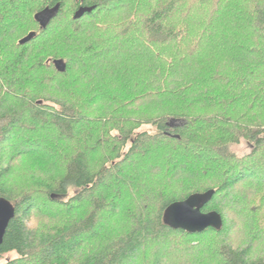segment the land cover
I'll list each match as a JSON object with an SVG mask.
<instances>
[{"label": "trees", "instance_id": "obj_1", "mask_svg": "<svg viewBox=\"0 0 264 264\" xmlns=\"http://www.w3.org/2000/svg\"><path fill=\"white\" fill-rule=\"evenodd\" d=\"M123 1L0 0L1 32L37 28L18 41L17 64H1L0 199L15 209L1 264H264V0H239L225 24L209 11L199 35L203 0ZM106 9H118L107 27ZM67 39L79 47L54 43ZM140 124L154 130L133 132ZM241 140L244 157L230 151ZM157 150L170 154L138 160ZM209 190L201 211L221 216L219 231L164 225L170 204ZM229 215L245 223L240 237L227 234Z\"/></svg>", "mask_w": 264, "mask_h": 264}, {"label": "rangeland", "instance_id": "obj_2", "mask_svg": "<svg viewBox=\"0 0 264 264\" xmlns=\"http://www.w3.org/2000/svg\"><path fill=\"white\" fill-rule=\"evenodd\" d=\"M130 0H124L123 2H124V5H126L128 2H129ZM191 4H192V0H188ZM241 3H243L242 1H240ZM203 3H206V9H201L200 8V10H199V13H197V12H193V14L194 15H196L195 17L196 18H198L197 20H199V22L198 21H196L195 23H192L191 25V27H192V30L195 32V34H198L199 33V31H201L202 29H204L203 30V33H204V31H206V28H204V27H202L203 26V24L205 23V20H207V18L209 17V15H210V12L212 13L213 12V10L214 11H220L219 12V14L218 15H216L215 17V20L216 21H219V19H224V21L223 22H221L222 24L224 23L225 24V22H227V21H233L232 20V18H230L229 16H232V15H234V12H239L240 11V8L238 9V8H235V6L236 7H238L239 5H240V3H239V0L237 1V3H235V0H203ZM186 5H185V7H187L188 6V4L187 3H185ZM239 4V5H238ZM36 5H34V7H35ZM219 6H221V7H219ZM208 8H211V9H208ZM185 9V8H184ZM198 9H199V7H198ZM185 11V10H184ZM204 11V12H203ZM210 11V12H209ZM115 13H118V9H106V10H104V12H103V14H102V16H101V14L100 15H98L99 16V18H101V24L103 25V26H108L109 24H112L113 22H115V21H112V19H111V17H113V16H111L112 14H115ZM121 14H123V13H121ZM185 14V16H186V13H184V12H181V13H175V12H173L172 13V17H173V15L174 16H176V17H179L180 15H181V17L183 16ZM188 14V13H187ZM142 15H144V16H146V13H142L141 14V16ZM243 16V18H245V20H248L249 18H248V14H246V13H243L242 14ZM116 18H113V20H115ZM250 20V19H249ZM117 21V20H116ZM167 22V21H166ZM168 24L169 25H171L172 24V19L170 18L169 20H168ZM167 24V25H168ZM112 25H114V23L112 24ZM168 25V26H169ZM214 25V24H213ZM212 25V26H213ZM172 26V25H171ZM187 28V27H186ZM212 28V30H210L209 32L210 33H213V29H215V30H218L219 28H213V27H211ZM245 28H246V26H245ZM114 29H115V27H114ZM37 30V28H36V26H34L33 24L32 25H30V24H28L27 25V27H26V25L24 24V25H22L21 27H18L17 29H12L11 31H9L8 33H3V32H1L2 30L0 29V51H3V52H0V58H4V59H2L1 60V63H0V71H2V63L4 62V64L6 63V64H8L10 67L11 66H13L15 63L17 64V56L19 55V49L17 48V44H18V41H20L21 39H23L24 37H26L28 34H29V32L30 31H36ZM185 31L187 30V29H184ZM208 30H209V28H208ZM239 30H244V28L242 27V28H239ZM248 30V29H247ZM235 31H237L236 29H235ZM190 32H191V30H190ZM238 32H240V31H238ZM232 33H234V32H232L231 30H229V28L228 29H225V30H223V31H221V35L220 36H222L223 35V37H229V36H231L232 35ZM237 33V32H236ZM235 33V34H236ZM187 34H188V31H187ZM208 33H205V35H207ZM240 34V33H239ZM189 35V34H188ZM199 35V34H198ZM197 35V37H195L194 39H195V41H196V39H198V36ZM218 38V37H217ZM230 40H233V38H230ZM217 42H218V40H216ZM216 41H215V43H216ZM54 42V41H53ZM57 42H59L60 44H57L58 46H61V47H66V48H72V44H75L74 42H77V41H73V43H72V41H70V40H57L56 42H54V43H57ZM64 42V43H63ZM79 43H80V41H78ZM54 43H51L50 45L52 46ZM74 47H79L78 45H74ZM32 48H34V49H32ZM40 48V47H39ZM39 48L38 49H35V47H31V51L27 54V57L25 58V61H24V63H22V65H21V69L23 70V73H20L19 74V76L16 78V80L18 81V79L20 80V82H21V84L22 85H24L25 84V80L27 79V78H25L26 76H24V72H27V71H30V69H32V67L30 68V66H29V63L30 62H34V59H33V56L39 51ZM69 48V49H70ZM54 53V52H53ZM60 53V52H59ZM175 56V55H174ZM173 57V54H172V56H170V57H168V58H172ZM182 56H180V55H177V56H175V59L174 60H177V59H179V58H181ZM180 60V59H179ZM152 64V63H151ZM150 64V65H151ZM149 68H150V66H149ZM3 72V71H2ZM1 73V72H0ZM74 75L75 76H78V74H81V73H79V72H75V70H74ZM1 74H3V73H1ZM80 76V75H79ZM81 76H82V74H81ZM71 81H72V79H71ZM69 84H70V81H69ZM78 84H79V82H75V85L76 86H78ZM56 86H58V85H56ZM66 85H61L60 87L58 86V87H56L57 89H59L61 92V96H63L62 94L64 93V91L66 90ZM53 92V91H52ZM53 97H54V95H52ZM55 98V97H54ZM83 98H85V97H82V99ZM64 102L66 103V101H65V99H64ZM82 101L80 100V102L79 103H81ZM68 104V103H67ZM44 105H46V106H49V105H51V103L50 102H46ZM106 118V117H105ZM139 121H141V120H138V122ZM138 126V125H137ZM136 127V126H135ZM127 128V127H126ZM128 129V128H127ZM154 129L152 128V126H150V125H139L137 128H135L134 130H133V132H135V133H140V132H143V131H147V132H152ZM45 132V131H44ZM118 132H119V130L118 131H114L113 133H112V136H117V134H118ZM48 138H50L51 136H47ZM15 141L16 142H18L19 141V138L17 137V138H15ZM129 148V143H127V145H126V147H125V149H123V150H126V149H128ZM251 149H252V146L247 142V141H245V140H241L237 145H234V146H231L230 147V151H232L234 154H236L238 157H244V156H246V155H248V154H250V152H251ZM157 151H159V150H157ZM196 152H201V151H196ZM167 154H170V151L168 152V150L167 151H159V152H154V154H152V156H150V158L149 157H144V159H145V161H144V159L142 158H140V159H138V160H143L142 162L144 163V165H145V167H147V168H149V167H151V166H154V164H156V163H158L164 156H166ZM151 155V154H150ZM190 155H191V153H190ZM148 158V159H147ZM22 163H24V161H21ZM20 161L19 162H17V169H18V171H20V173L22 172H25V171H27L26 170V165H23L22 163H21ZM137 167H139L140 168V166H137ZM28 170H29V168H28ZM130 170V169H129ZM142 184V183H141ZM143 185V184H142ZM73 193H74V191H71L70 192V194H69V197L71 196V195H73ZM68 197V198H69ZM64 200H66V198L64 199ZM118 205L119 206H125L126 204H124V203H122V200H118ZM39 217H36V218H34L35 220L32 222V223H30V227L32 228V227H36V226H38V225H40L38 222L40 221L41 222V220H39L38 219ZM240 218H238V220H239ZM238 220H236L235 218H233V217H231L230 215L228 216V218H227V225H228V228H227V234H229V235H232V236H234V235H237L238 234V236L240 237V235L239 234H241L242 232H243V230H241V229H243V225L245 224V223H242V225L241 224H239L238 222H236V221H238ZM42 223V222H41ZM248 232V231H247ZM248 233H246V232H244V235H247ZM154 251L156 252V249L154 248ZM82 252V251H81ZM180 253V252H179ZM15 257V255L13 254V255H9V256H6L5 257V260L6 259H12V258H14ZM4 262V260H1L0 261V264L1 263H3ZM135 264H140L139 263V261H136L135 262Z\"/></svg>", "mask_w": 264, "mask_h": 264}, {"label": "water", "instance_id": "obj_3", "mask_svg": "<svg viewBox=\"0 0 264 264\" xmlns=\"http://www.w3.org/2000/svg\"><path fill=\"white\" fill-rule=\"evenodd\" d=\"M93 8L79 9L74 19L81 18ZM43 26V23H42ZM34 38V33H29L19 41L24 45ZM58 72H64L66 65L61 60L53 62ZM213 190L193 194L183 201L170 204L163 213L164 225L172 230H181L186 233H201L206 229L219 231L222 228L221 216L214 211L203 213L202 208L212 199ZM15 216V209L4 199H0V245L2 244L8 224Z\"/></svg>", "mask_w": 264, "mask_h": 264}]
</instances>
